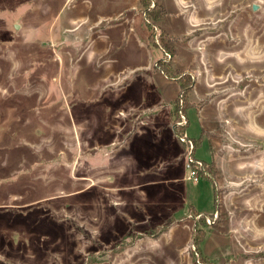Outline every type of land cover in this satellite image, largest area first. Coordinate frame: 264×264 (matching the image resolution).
Segmentation results:
<instances>
[{"label":"rangeland","instance_id":"374dc122","mask_svg":"<svg viewBox=\"0 0 264 264\" xmlns=\"http://www.w3.org/2000/svg\"><path fill=\"white\" fill-rule=\"evenodd\" d=\"M142 1L0 0V264H264V0Z\"/></svg>","mask_w":264,"mask_h":264},{"label":"built area","instance_id":"2783aa9c","mask_svg":"<svg viewBox=\"0 0 264 264\" xmlns=\"http://www.w3.org/2000/svg\"><path fill=\"white\" fill-rule=\"evenodd\" d=\"M158 31H155V36L157 37V33ZM158 43V41H157ZM164 56H165V60H168V58H172L171 55H169L165 50H164ZM182 117V121H181V125H187L188 121L186 119L185 116L181 115ZM180 141L182 144H184L185 148H188L189 150V156L187 158V170H188V180H191L193 182H199L200 178L202 177V174L206 173V164L204 162H202L201 160L197 159L195 157V155H193V142L192 140L180 136ZM202 179V178H201ZM209 220V218H207Z\"/></svg>","mask_w":264,"mask_h":264},{"label":"trees","instance_id":"16d2710c","mask_svg":"<svg viewBox=\"0 0 264 264\" xmlns=\"http://www.w3.org/2000/svg\"><path fill=\"white\" fill-rule=\"evenodd\" d=\"M142 2H144V0L142 1ZM156 11H157V6H155L152 10H151V13L153 14H155L156 13ZM155 16H156V14H155ZM153 31H152V34H150L149 35V37H150V41L155 45V46H161V43L163 44V45H165L166 46V35L165 34H163V31H160V35L158 36V37H156L155 36V29L153 28L152 29ZM157 41H158V43H157ZM171 49V48H170ZM166 63V61L165 60H161L160 62H159V64L158 65H160V64H162L161 65V68L163 67V64H165ZM157 65V66H158ZM158 67H160V66H158ZM167 70V72L168 73H170L171 71H169V69H166ZM181 113H182V111H180ZM192 142H193V148H194V151H193V155L195 154V151L197 150V140H192ZM205 176H206V174H204V175H202V177L201 178H205Z\"/></svg>","mask_w":264,"mask_h":264},{"label":"water","instance_id":"95a60500","mask_svg":"<svg viewBox=\"0 0 264 264\" xmlns=\"http://www.w3.org/2000/svg\"><path fill=\"white\" fill-rule=\"evenodd\" d=\"M255 9L257 8L255 5L253 6ZM16 28H17V26H16Z\"/></svg>","mask_w":264,"mask_h":264}]
</instances>
